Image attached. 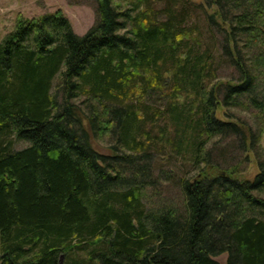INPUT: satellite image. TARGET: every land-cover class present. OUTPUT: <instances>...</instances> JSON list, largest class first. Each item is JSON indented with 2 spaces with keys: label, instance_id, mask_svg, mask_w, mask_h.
<instances>
[{
  "label": "trees",
  "instance_id": "1",
  "mask_svg": "<svg viewBox=\"0 0 264 264\" xmlns=\"http://www.w3.org/2000/svg\"><path fill=\"white\" fill-rule=\"evenodd\" d=\"M97 1L83 35L57 10L0 41V264H264L261 135L216 117L264 112V0H211L206 41L190 0ZM217 135L255 152L254 178L200 165ZM157 152L201 167L182 211L145 206Z\"/></svg>",
  "mask_w": 264,
  "mask_h": 264
},
{
  "label": "rangeland",
  "instance_id": "2",
  "mask_svg": "<svg viewBox=\"0 0 264 264\" xmlns=\"http://www.w3.org/2000/svg\"><path fill=\"white\" fill-rule=\"evenodd\" d=\"M162 4H157V8L164 6ZM98 5L97 0H0V41L15 28L19 16L27 18L40 17L44 14L54 13L57 10H61L69 18L76 33L83 35L96 23ZM189 6L191 16L188 23L195 24L197 22L195 26L202 31L205 41L211 40V35L207 32L205 11L213 13L215 5L211 0H190ZM215 35L217 40L222 39L220 33ZM220 60L219 78H235L237 72L228 60L225 57H220ZM59 78L58 75L54 81L55 85L59 83ZM259 88V90H264V85L261 84ZM59 98L61 99V96ZM216 117L240 125L243 123L249 124L254 132L261 135V146L264 150V112L249 106L246 99H240V103L235 107H226L220 104L216 110ZM27 145V140H18L15 148L21 149ZM241 145L237 136L217 135L209 141L207 146L210 153V162L206 163L203 160L200 165L204 164L209 171L212 164L219 165L220 170L231 165H238V170L243 176L252 179L259 171L255 152L250 149L247 151L246 147ZM102 151L108 152L105 145L102 147ZM200 169L199 165L188 162L180 155L166 156L162 152H157L154 157L153 178L151 179L154 180V183L147 185L143 190V200L146 208L149 211H157L161 208H175L182 211L185 196L180 180L183 176L194 179L199 174ZM226 259V254L218 257L222 264H226ZM64 260L63 257L62 264Z\"/></svg>",
  "mask_w": 264,
  "mask_h": 264
},
{
  "label": "water",
  "instance_id": "3",
  "mask_svg": "<svg viewBox=\"0 0 264 264\" xmlns=\"http://www.w3.org/2000/svg\"><path fill=\"white\" fill-rule=\"evenodd\" d=\"M61 264H62V260H61Z\"/></svg>",
  "mask_w": 264,
  "mask_h": 264
}]
</instances>
